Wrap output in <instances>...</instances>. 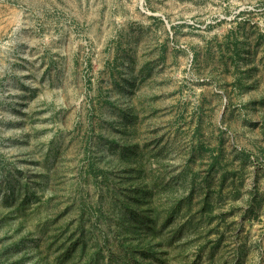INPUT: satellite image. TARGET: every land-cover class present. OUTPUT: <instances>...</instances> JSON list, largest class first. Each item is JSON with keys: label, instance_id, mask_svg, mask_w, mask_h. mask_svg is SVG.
Returning a JSON list of instances; mask_svg holds the SVG:
<instances>
[{"label": "rangeland", "instance_id": "obj_1", "mask_svg": "<svg viewBox=\"0 0 264 264\" xmlns=\"http://www.w3.org/2000/svg\"><path fill=\"white\" fill-rule=\"evenodd\" d=\"M0 264H264V0H0Z\"/></svg>", "mask_w": 264, "mask_h": 264}]
</instances>
